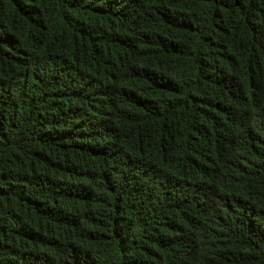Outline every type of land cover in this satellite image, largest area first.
<instances>
[{"label":"trees","instance_id":"trees-1","mask_svg":"<svg viewBox=\"0 0 264 264\" xmlns=\"http://www.w3.org/2000/svg\"><path fill=\"white\" fill-rule=\"evenodd\" d=\"M0 264H264V0H0Z\"/></svg>","mask_w":264,"mask_h":264}]
</instances>
